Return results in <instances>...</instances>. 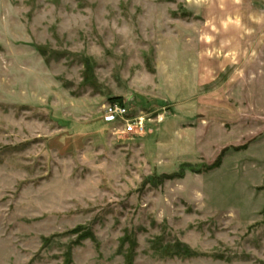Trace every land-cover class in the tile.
I'll use <instances>...</instances> for the list:
<instances>
[{"label":"rangeland","instance_id":"obj_1","mask_svg":"<svg viewBox=\"0 0 264 264\" xmlns=\"http://www.w3.org/2000/svg\"><path fill=\"white\" fill-rule=\"evenodd\" d=\"M263 184L264 0H0V264H264Z\"/></svg>","mask_w":264,"mask_h":264},{"label":"built area","instance_id":"obj_2","mask_svg":"<svg viewBox=\"0 0 264 264\" xmlns=\"http://www.w3.org/2000/svg\"><path fill=\"white\" fill-rule=\"evenodd\" d=\"M103 118L113 125L112 134L138 138L146 134L149 125L160 122L163 117L146 115L138 111L131 101H113L103 107Z\"/></svg>","mask_w":264,"mask_h":264},{"label":"trees","instance_id":"obj_3","mask_svg":"<svg viewBox=\"0 0 264 264\" xmlns=\"http://www.w3.org/2000/svg\"><path fill=\"white\" fill-rule=\"evenodd\" d=\"M220 160H218L215 164H213L212 166H210L209 167V170H211V169H215V168H217V167H219L220 166V162H219ZM263 188H264V184H263Z\"/></svg>","mask_w":264,"mask_h":264}]
</instances>
